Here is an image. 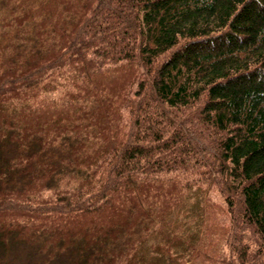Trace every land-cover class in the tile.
<instances>
[{"label":"trees","instance_id":"16d2710c","mask_svg":"<svg viewBox=\"0 0 264 264\" xmlns=\"http://www.w3.org/2000/svg\"><path fill=\"white\" fill-rule=\"evenodd\" d=\"M18 246L264 264V0H0V250Z\"/></svg>","mask_w":264,"mask_h":264},{"label":"rangeland","instance_id":"374dc122","mask_svg":"<svg viewBox=\"0 0 264 264\" xmlns=\"http://www.w3.org/2000/svg\"><path fill=\"white\" fill-rule=\"evenodd\" d=\"M211 199L215 205L213 212L215 214L216 221L227 220L225 206L220 195L214 192L211 194ZM1 261L2 264H42V257L36 250H26L25 248L18 246L11 254L3 253L0 250V262ZM209 264H212V262L209 261Z\"/></svg>","mask_w":264,"mask_h":264}]
</instances>
